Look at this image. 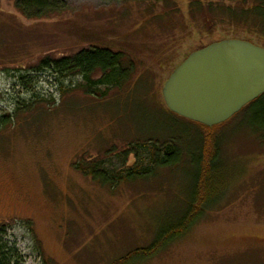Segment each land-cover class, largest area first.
<instances>
[{
    "label": "rangeland",
    "instance_id": "374dc122",
    "mask_svg": "<svg viewBox=\"0 0 264 264\" xmlns=\"http://www.w3.org/2000/svg\"><path fill=\"white\" fill-rule=\"evenodd\" d=\"M62 1L61 13L29 19L15 0H0V119H9L0 132V224L24 264H115L129 256L133 264L166 217L185 210L191 158L115 187L92 172L115 177L150 167L155 149L138 104L167 111L165 83L190 54L233 39L264 48V37L220 23V2L225 13L229 0ZM94 48L125 55L129 87L90 96L80 77L57 83L34 72L44 59ZM22 75L35 76L28 89L17 84ZM252 117L245 107L214 128L180 119L188 141L204 138L212 152L217 140L226 179L200 220L139 264H264V139L249 126Z\"/></svg>",
    "mask_w": 264,
    "mask_h": 264
},
{
    "label": "trees",
    "instance_id": "16d2710c",
    "mask_svg": "<svg viewBox=\"0 0 264 264\" xmlns=\"http://www.w3.org/2000/svg\"><path fill=\"white\" fill-rule=\"evenodd\" d=\"M152 1L163 2L166 0ZM229 1L231 6L226 8L225 13H223L225 11L222 7L223 3L220 2L221 5L218 8L222 12V16L218 19L220 23L242 25L248 31L260 35V40H263L264 0ZM194 2V5H199L197 0ZM15 6L29 19L48 18L67 8V4L62 0H15ZM256 43L260 45V42ZM34 72L37 76L48 75L57 83H63L72 77H80L86 83L85 93L90 96H96L98 92L104 89L103 96L107 97L110 93L122 91L129 87L133 80V65L127 64L125 55L104 48L83 50L72 57L57 60L44 59L34 69ZM34 78L35 76L22 75L18 78L17 84L28 89L27 83L35 80ZM138 105L148 119L146 138L149 139L148 143L155 149L148 152L150 167L139 170H135L136 168L126 169L125 175L115 177H109L104 171L94 169L92 172L94 180H100L105 185L112 184L115 187L121 181L146 179L148 175L150 177L156 175L154 171L156 172L157 169L178 166L182 163L184 155H189L191 158L192 172L189 174L190 181L187 184L190 194L185 210L181 211L179 216L174 215V218L166 217L165 224L160 225L158 229L154 245L147 250H140V252H144L142 253L143 258L133 264L142 263L152 257L159 247L165 248L182 237L207 212L206 209L218 199L226 179L220 164V147L217 140L212 142L211 152L206 149L204 138L201 140L194 139V142L193 138L189 141L185 138L190 135L189 128L180 125L179 121L183 118L173 114L167 107V111L164 108L155 111L147 108L146 104L142 102ZM247 107L253 114L249 126L254 131L259 132L264 139V95ZM8 120L7 118L0 119V132L9 124ZM196 141L200 143L203 141L202 145L200 144L201 148L197 149L192 146L188 151L183 148V145H189ZM128 154L126 152L124 156ZM131 259L132 256H129L115 264H129ZM0 264H24V256L17 244L9 239L7 227L2 224H0Z\"/></svg>",
    "mask_w": 264,
    "mask_h": 264
},
{
    "label": "water",
    "instance_id": "95a60500",
    "mask_svg": "<svg viewBox=\"0 0 264 264\" xmlns=\"http://www.w3.org/2000/svg\"><path fill=\"white\" fill-rule=\"evenodd\" d=\"M162 93L173 114L223 125L264 95V48L235 39L207 45L172 73Z\"/></svg>",
    "mask_w": 264,
    "mask_h": 264
}]
</instances>
